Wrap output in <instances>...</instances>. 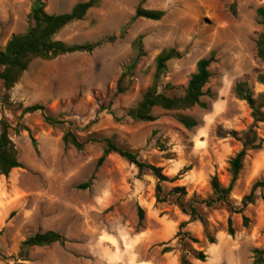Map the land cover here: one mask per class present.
Instances as JSON below:
<instances>
[{
  "label": "rangeland",
  "instance_id": "obj_1",
  "mask_svg": "<svg viewBox=\"0 0 264 264\" xmlns=\"http://www.w3.org/2000/svg\"><path fill=\"white\" fill-rule=\"evenodd\" d=\"M43 1L48 13L60 14L87 0ZM99 1L84 20L56 36L71 45L100 43L93 52L36 59L9 93L7 106L1 105L0 83V119L6 117L12 126L9 135L23 166L8 177L0 175V264H125L129 232L143 228L135 194L137 190L144 196L151 194L156 179L150 174L138 179L137 168L114 153L96 169L103 143H88L77 151L62 141L67 130L82 141L113 139L143 161L162 167L169 178L178 177L163 183L164 193L185 187L184 202L188 203L211 197L210 181L215 175L228 186L229 162L241 149L233 132L240 136L253 124L251 110L235 97L234 88L238 82H247L256 95L264 91L260 83L264 63L256 55V41L264 34L256 11L264 8V0H147L143 7L164 11V18H140L132 23L141 0ZM33 2L0 0V48L27 30ZM139 36H143L144 56L123 77L135 57L132 45ZM170 48L180 58L168 62L159 81V91L170 97L182 96L198 61L215 53L206 86L210 95L202 99L207 108L184 112L199 123L192 130L179 124L173 111L155 108L157 120L149 123L127 115L151 87L157 56ZM36 104L67 125L50 126L40 112L21 116L25 107ZM258 134L264 139V123L258 124ZM93 175L91 186L82 188ZM256 182H264V144L248 153L231 194L232 203L240 207ZM263 195L264 190L258 189L255 203L243 214L230 212L224 204L198 205L215 243L209 242L198 222L199 232L195 228L190 232L197 244L177 236L178 228L164 248L176 251L180 259L185 255L191 264H254L253 250H264ZM158 207L179 223L183 213L178 206L168 202ZM243 216L250 220L247 227ZM229 217L233 237L227 230ZM47 231L65 237V245L21 249L24 240ZM200 251L207 256L205 262L195 258Z\"/></svg>",
  "mask_w": 264,
  "mask_h": 264
},
{
  "label": "trees",
  "instance_id": "obj_2",
  "mask_svg": "<svg viewBox=\"0 0 264 264\" xmlns=\"http://www.w3.org/2000/svg\"><path fill=\"white\" fill-rule=\"evenodd\" d=\"M147 0H141L137 7L131 23L137 19L143 18L151 21H160L164 18L165 12L162 10H149L143 7ZM99 0H87L85 2L75 4L69 12L53 14L46 11V4L43 0H34L30 13V25L24 33L16 34L10 38L4 48H0V83L4 92L1 96V105L7 106L9 103V93L20 82L24 73L29 69L31 63L36 59L50 60L59 56L72 53H91L100 43L86 44H68L64 41L56 39V36L68 25L82 21L85 19L90 10L99 5ZM259 24L264 29V8H258L256 11ZM133 51L135 54L132 62L127 66L123 77L130 73L137 65L138 61L144 56L143 36H139L133 42ZM257 58L264 63V34H261L256 41ZM180 58V53L174 48L163 50L156 58V72L151 87L144 94L142 101L134 108L128 111V117L138 122H154L157 117L153 114L155 108L164 111L175 112V119L186 130H192L198 126V121L185 114L184 112L195 107L207 108L202 101L203 97L210 95V91L206 86L210 82L212 73L210 71L211 64L215 61V53L212 52L208 58L198 61L196 71L191 75L184 94L182 96H167L159 91V81L163 74L167 71L168 62L173 59ZM260 83L264 87V78H260ZM122 81L119 80V83ZM121 93V89L117 91V95ZM234 95L237 99L244 101L253 118L252 126L240 136L233 132L234 137L241 145V149L230 160L231 180L228 186H223L218 177L215 175L211 178L210 187L212 190L211 197L207 199L197 200L185 203L184 197L187 195L185 187H175L168 194L164 193L163 183L174 182L178 179L169 178L164 174L162 167L149 164L139 158L137 153L121 148L113 139L105 138L98 140L97 138H89L82 141L71 130H67L62 141L66 146H72L77 151H83L88 143L101 142L104 145L102 156L98 159L96 169H99L106 158L114 153L125 159L131 165H134L138 171V179L150 174L156 179L155 198L158 204L172 202L182 211L183 214L190 216V222H199L203 227L205 235L211 244L215 243V239L208 236V221L206 217L198 210V205H204L206 208H215L220 204H224L230 212L235 214H243L245 209L255 203L256 192L258 189L264 190V182H256L248 195L241 202V206H235L231 201V194L243 170L244 161L251 151L260 150L263 147L264 139L258 134V124L264 123V91L256 95L247 82H238L234 88ZM110 104H113L111 101ZM40 112L46 124L55 127H65L66 121L60 117L51 116L47 113L46 107L41 104L27 106L23 109L21 116ZM72 124L70 123V126ZM12 126L6 117L0 119V175L8 177L15 169H21L23 166L19 161L18 151L10 138L9 131ZM25 129V128H23ZM20 130V126H19ZM18 130V131H19ZM95 175L83 186L88 188L91 186ZM175 197V199H173ZM264 200V195L262 196ZM139 218V227L142 226L144 220V212L139 207L137 210ZM249 218L243 216V224L248 226ZM188 222H183L179 226V232L186 237L191 243L197 244L199 241L193 237L190 232H182L186 229ZM227 230L230 236H235V229L231 217L227 220ZM53 243L65 245L66 238L55 231H47L45 233H36L35 235L23 241L21 249L30 247H44ZM185 247V244H182ZM169 248H164L163 253L169 252ZM254 264H264V250L254 249ZM27 257V256H26ZM24 260H27V258ZM196 260L205 262L206 254L202 251L197 252ZM180 264H191L185 255L181 256Z\"/></svg>",
  "mask_w": 264,
  "mask_h": 264
},
{
  "label": "crops",
  "instance_id": "obj_3",
  "mask_svg": "<svg viewBox=\"0 0 264 264\" xmlns=\"http://www.w3.org/2000/svg\"><path fill=\"white\" fill-rule=\"evenodd\" d=\"M136 203L145 215L143 228L140 232L130 233L129 240H126V249L124 255L125 264H180V256L176 251L163 253L162 248L169 246V241L174 232L183 222H188L187 231L191 232L195 228L199 232L200 226L196 222H190V216L180 214L179 223L172 221L168 215L158 207L155 190L151 194L144 196L140 190L135 194ZM158 230V233L157 231ZM131 243L130 246L128 244ZM156 247L150 251V249ZM161 245L162 247H159ZM129 247V248H128ZM157 256H155L156 254Z\"/></svg>",
  "mask_w": 264,
  "mask_h": 264
}]
</instances>
